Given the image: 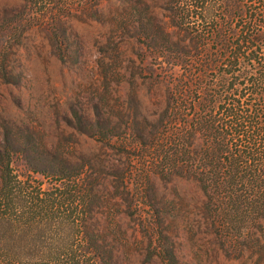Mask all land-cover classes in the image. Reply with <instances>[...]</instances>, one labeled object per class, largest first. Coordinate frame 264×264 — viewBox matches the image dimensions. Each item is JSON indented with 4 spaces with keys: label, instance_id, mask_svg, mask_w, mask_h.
<instances>
[{
    "label": "trees",
    "instance_id": "1",
    "mask_svg": "<svg viewBox=\"0 0 264 264\" xmlns=\"http://www.w3.org/2000/svg\"><path fill=\"white\" fill-rule=\"evenodd\" d=\"M17 2L10 14L15 26L65 33L102 15L104 3L133 6L132 0ZM167 10L170 24L153 13L140 21V40L153 52L150 104L158 111L149 114L142 103L148 114L135 118L123 104L120 132L101 101L95 104L99 119L89 126L119 164L104 159L99 175L90 164L20 172L13 163L26 155L0 147V264H104L102 233L93 220L95 204L111 191H101L100 180L117 185L113 195L135 216L153 176L197 183L203 221L194 231L214 235L245 264H264V0H174ZM100 50L97 65L112 89L123 78L111 58L119 45ZM132 93L139 96L136 87ZM159 255L178 264L174 247L161 245Z\"/></svg>",
    "mask_w": 264,
    "mask_h": 264
},
{
    "label": "rangeland",
    "instance_id": "2",
    "mask_svg": "<svg viewBox=\"0 0 264 264\" xmlns=\"http://www.w3.org/2000/svg\"><path fill=\"white\" fill-rule=\"evenodd\" d=\"M173 1L132 0L129 10L104 3L102 15L76 23L72 33H65L56 28L30 29L28 24L15 26L10 14L17 0H0V147L26 155L13 163L15 168L49 173L55 165L90 164L93 174L99 175L104 159L119 164V156H113L89 126L99 119L95 104L101 101L106 117L115 119L120 132L126 119L123 104L135 118L158 111L150 104L149 77L156 67L153 52L140 40V21L153 13L157 21L170 24L167 8ZM118 13L123 20L113 17ZM117 43L120 52L111 53V58L119 61L123 78L111 89L97 62L103 57L100 49L103 53ZM60 47L73 53L63 57ZM81 47L84 53H75ZM135 87L139 96L134 97ZM142 103L148 113L142 111ZM102 128L101 133H106ZM99 183L105 194L111 191L104 202L95 204L93 220L102 233L104 264H168L159 255L161 245L174 247L178 264H245L237 254L224 250L214 235L194 231L192 226L203 221L199 209L204 202L194 181L153 176L145 204L135 216L126 215L127 204L113 195L116 188L112 186L117 185ZM158 221L163 228L154 230L152 224Z\"/></svg>",
    "mask_w": 264,
    "mask_h": 264
}]
</instances>
